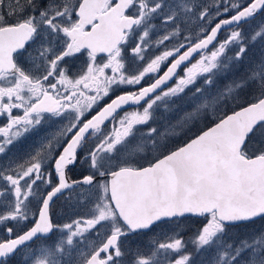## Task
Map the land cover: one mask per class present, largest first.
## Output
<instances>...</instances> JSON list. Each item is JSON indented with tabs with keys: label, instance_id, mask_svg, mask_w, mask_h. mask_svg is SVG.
Here are the masks:
<instances>
[{
	"label": "snow or ice",
	"instance_id": "1",
	"mask_svg": "<svg viewBox=\"0 0 264 264\" xmlns=\"http://www.w3.org/2000/svg\"><path fill=\"white\" fill-rule=\"evenodd\" d=\"M259 13L264 0H0V155L63 121L0 164V264H196L207 251L264 264V230L234 231L264 220V55L235 75L264 40V21L243 28ZM122 86L134 90L100 107ZM188 217L206 222L185 239Z\"/></svg>",
	"mask_w": 264,
	"mask_h": 264
},
{
	"label": "flooded vegetation",
	"instance_id": "2",
	"mask_svg": "<svg viewBox=\"0 0 264 264\" xmlns=\"http://www.w3.org/2000/svg\"><path fill=\"white\" fill-rule=\"evenodd\" d=\"M199 11V9H198ZM262 13H259L257 14V16L255 17L254 20H252L250 22V24H245L243 25V27L245 26H248V25H251V24H254L255 21L258 20V18L260 17ZM220 18H227V16H222ZM155 23H159V21H155ZM214 26V25H213ZM227 30H224L222 31L221 33H219V39L220 40H223L225 38V33H226ZM162 34V33H161ZM153 40L156 39V35H152L151 37ZM134 46V45H130L129 46V50L128 52L126 53V56H129L131 55L130 53V48ZM231 51V50H230ZM228 52L229 55H232L233 53L232 52ZM154 54H158V53H153L151 51H149L147 53V55H154ZM84 59V57H80L74 61H70L73 69H75L76 67H78L80 65V63L82 62V60ZM128 66L129 68H131V63L128 62ZM238 72V71H237ZM229 79V77H227ZM225 80L222 78L221 79V84L224 82ZM131 90H134L132 86H122V88L120 90H118L117 92L115 93H112L110 95V97L106 98L100 105V107H103L104 104L108 103L110 101L111 98H114L115 95H119L121 94L122 91H131ZM98 110V109H97ZM125 111H132L134 110L133 107H127L124 109ZM13 114H18L16 112V110H14V113ZM94 114V112H93ZM123 113H121L122 115ZM157 114H161V115H164L162 113V111L158 112ZM7 121L6 119H0V125H3L5 124ZM61 123H63V121H60L58 119L56 120H53V121H50V122H47V123H43L42 125L38 126V128L36 130H33L32 132L26 134L23 138L19 139L17 142L13 143L12 145L9 146L7 152L3 155H0V164H5L9 158H13V159H16L17 161H20L22 162L23 159L26 158V153L31 150V149H34L36 147H38V142L40 140L41 137L45 136L46 134L50 133V132H55L58 125H60ZM156 124L158 123L157 121L155 122ZM164 122L163 121H160V124L159 126H163ZM72 178L73 179H76L78 178L77 175L73 174L72 175ZM41 187H43L41 185ZM50 190V189H48ZM81 190L80 188H77L76 189V192ZM46 194V192H45ZM10 198V197H9ZM35 202H33L34 204ZM65 198L64 196H60L58 199L55 200V204L53 205V208H54V211L55 213L57 214H61L63 215V211L65 210ZM197 219H203V218H197ZM57 222H63V220H58ZM30 226V222H29V225ZM8 237L3 233L2 230H0V239H7ZM56 238L55 234H53L52 237H50V241L51 240H54ZM36 243H39L38 241H34L33 242V247L35 246ZM8 264H20V254L17 253V255L13 256L9 261H8Z\"/></svg>",
	"mask_w": 264,
	"mask_h": 264
},
{
	"label": "rangeland",
	"instance_id": "3",
	"mask_svg": "<svg viewBox=\"0 0 264 264\" xmlns=\"http://www.w3.org/2000/svg\"><path fill=\"white\" fill-rule=\"evenodd\" d=\"M264 21V13L260 15L257 21L254 22V24L248 25L243 27L246 33H251L254 29L257 28L258 24ZM235 49H232L230 52L234 53ZM261 55H264V40H257L254 44H249L248 46V51L247 54L244 58V64H242L239 69L235 72L236 76H239L243 71L245 66L248 65L249 61H255L258 60ZM232 73H229L228 77L229 79L232 77ZM225 82V81H224ZM223 82V83H224ZM222 83V84H223ZM181 113L176 112L171 114L170 116L167 117V119L174 121ZM158 116H162L161 114H157ZM160 121L163 120H157V125L160 124ZM164 122V121H163ZM163 127V126H162ZM196 129H193V132H195ZM185 137H181L179 140H173L171 143L172 145H178L182 142H184ZM81 190L77 191L79 193ZM85 191H88L85 189ZM65 210L63 211V222H65L69 216L72 214V210L69 208V206L65 203ZM79 211L81 213L87 212V205H81ZM74 218V217H73ZM206 222L203 219H197L195 217H188L186 219H182L180 223L184 224L187 226L186 231H183L181 233L182 236L187 239L188 237H191L194 235L195 229L202 227V224ZM161 228L168 229V225H158L152 229L151 232L146 233L143 236L140 237H130L129 239L132 241V246L135 247L137 244H139L142 248H147V242L150 236L154 235L155 233L159 232ZM251 230H256V231H261L264 230V220H257L255 224H250V225H238L237 229L234 231H239L241 235L244 234H250ZM192 245H188V251H192ZM212 252L207 251V252H202L200 255L196 257V264H201V260H203V264H209V260L211 258ZM131 256H126L125 261H130Z\"/></svg>",
	"mask_w": 264,
	"mask_h": 264
},
{
	"label": "water",
	"instance_id": "4",
	"mask_svg": "<svg viewBox=\"0 0 264 264\" xmlns=\"http://www.w3.org/2000/svg\"><path fill=\"white\" fill-rule=\"evenodd\" d=\"M127 107H129V106H125V108H127Z\"/></svg>",
	"mask_w": 264,
	"mask_h": 264
}]
</instances>
